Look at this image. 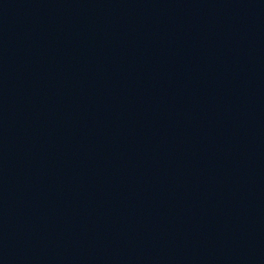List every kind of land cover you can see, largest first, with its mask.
I'll return each mask as SVG.
<instances>
[{
    "label": "water",
    "instance_id": "1",
    "mask_svg": "<svg viewBox=\"0 0 264 264\" xmlns=\"http://www.w3.org/2000/svg\"><path fill=\"white\" fill-rule=\"evenodd\" d=\"M0 264H264V0H0Z\"/></svg>",
    "mask_w": 264,
    "mask_h": 264
}]
</instances>
